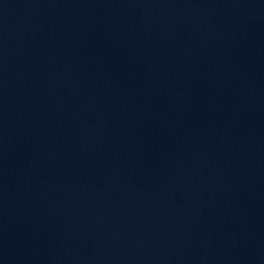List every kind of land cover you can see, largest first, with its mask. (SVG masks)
<instances>
[{
	"label": "water",
	"instance_id": "1",
	"mask_svg": "<svg viewBox=\"0 0 264 264\" xmlns=\"http://www.w3.org/2000/svg\"><path fill=\"white\" fill-rule=\"evenodd\" d=\"M0 264H264V0H0Z\"/></svg>",
	"mask_w": 264,
	"mask_h": 264
}]
</instances>
